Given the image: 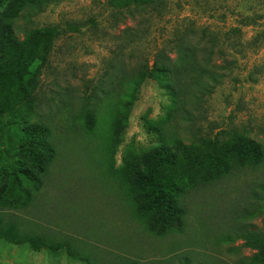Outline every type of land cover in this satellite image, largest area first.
Instances as JSON below:
<instances>
[{"label":"rangeland","instance_id":"374dc122","mask_svg":"<svg viewBox=\"0 0 264 264\" xmlns=\"http://www.w3.org/2000/svg\"><path fill=\"white\" fill-rule=\"evenodd\" d=\"M11 22L19 40L28 29H59L31 117L48 127L56 156L30 203L0 207V219L23 234L66 241L92 264H245L255 251L239 235L264 233V166L179 184L185 226L163 235L149 229L151 211L137 212L118 170L161 136L189 143L242 132L264 140V0H153L127 8L57 0L30 6ZM176 41L197 48L190 63L179 58ZM155 62L165 71L141 83L118 142L106 145L117 103ZM166 78L182 82L178 108L162 90ZM0 264L88 263L65 250L35 251L0 239Z\"/></svg>","mask_w":264,"mask_h":264},{"label":"trees","instance_id":"16d2710c","mask_svg":"<svg viewBox=\"0 0 264 264\" xmlns=\"http://www.w3.org/2000/svg\"><path fill=\"white\" fill-rule=\"evenodd\" d=\"M55 1L0 0V207H20L30 203L56 156L48 127L32 122L31 117L40 77L59 29L56 25L28 29L24 38L19 40L11 22L30 6L42 9ZM106 1L112 7L127 8L135 3H150L153 0ZM237 30L236 27L230 28L227 33L234 36ZM184 45L182 41H176V52L179 58L185 57L190 63L197 48ZM209 49L212 52L214 46ZM164 71L165 68L155 62L151 70H144L133 83L126 99L117 103L114 113L110 115V134L106 145L118 142L141 83L149 74L160 76ZM212 79L217 80L216 76ZM164 81L166 84L162 90L170 104L178 108L186 94L180 87L182 82L174 83L168 78ZM86 118L85 128L91 132L92 116L87 115ZM260 166H264V140L242 132H232L222 140L202 137L189 143L180 139L166 140L165 136H161L159 145L131 162L125 161L118 171L121 180L129 186L137 212L145 214L151 211L152 214L147 217L148 227L163 235L168 230L182 231L185 226L186 208L179 198V190L182 189L179 184L189 182L193 187L230 177L241 167ZM134 185H139L142 190H133ZM260 190L261 200H264V182L260 184ZM252 196L259 198L257 192H252ZM239 237L244 240V247L255 251L245 264H264V233L243 230ZM0 239L12 244H26L35 251L65 250L73 257L92 264L88 257L76 254L68 242L47 241L38 235L20 233L15 223H6L2 219Z\"/></svg>","mask_w":264,"mask_h":264}]
</instances>
